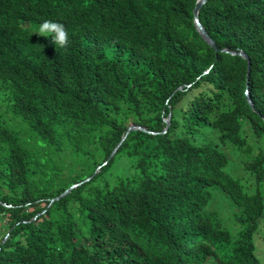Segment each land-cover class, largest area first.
Here are the masks:
<instances>
[{
  "label": "trees",
  "instance_id": "1",
  "mask_svg": "<svg viewBox=\"0 0 264 264\" xmlns=\"http://www.w3.org/2000/svg\"><path fill=\"white\" fill-rule=\"evenodd\" d=\"M196 1L0 0V264H259L264 0Z\"/></svg>",
  "mask_w": 264,
  "mask_h": 264
},
{
  "label": "rangeland",
  "instance_id": "2",
  "mask_svg": "<svg viewBox=\"0 0 264 264\" xmlns=\"http://www.w3.org/2000/svg\"><path fill=\"white\" fill-rule=\"evenodd\" d=\"M32 24L31 29H37L38 25L30 22L28 25ZM7 91H0V108H5L7 104ZM238 158H235L234 164H236ZM134 169L133 162L131 159L124 155L119 154L113 160L109 172L110 177L113 179L117 175H125L130 173ZM233 172L236 175H245L243 167L239 164L233 166ZM261 193L264 195V184L261 188ZM212 206L219 210L221 218L231 233L238 229V223L234 218V214L238 211L236 206L224 195L218 193L215 195ZM4 217L0 216V232L3 230ZM1 236V233H0ZM252 240L254 242V253L259 261V264H264V216L260 219L259 226L257 230L252 234Z\"/></svg>",
  "mask_w": 264,
  "mask_h": 264
},
{
  "label": "clouds",
  "instance_id": "3",
  "mask_svg": "<svg viewBox=\"0 0 264 264\" xmlns=\"http://www.w3.org/2000/svg\"><path fill=\"white\" fill-rule=\"evenodd\" d=\"M45 38H51L50 42L55 48H67L69 46V34L65 25L59 21L43 20L33 32Z\"/></svg>",
  "mask_w": 264,
  "mask_h": 264
},
{
  "label": "water",
  "instance_id": "4",
  "mask_svg": "<svg viewBox=\"0 0 264 264\" xmlns=\"http://www.w3.org/2000/svg\"><path fill=\"white\" fill-rule=\"evenodd\" d=\"M205 0H197L196 1V4L193 8V21H194V25L196 27V30L199 32L200 36L212 47L214 48L215 50H217V46L215 44V42L210 38V36L208 35L207 31L205 30L204 26L201 24L200 20H199V17H198V13H199V9L201 7V5L204 3ZM239 55H242L244 56L245 58H247V56L244 55V53L240 52ZM250 105L251 107H253L252 103L250 102ZM166 121V126L169 125V116L167 119H165ZM140 129V130H143V131H146V129L144 127H141V126H138V125H129L128 128H127V131H126V134L132 130V129ZM165 131V130H164ZM163 131V132H164ZM126 134L121 138L120 142L114 147V149L112 150V152L110 153V155L108 156V159H110L114 153L116 152L117 148L120 146L121 142L124 140ZM96 172V171H95ZM94 172V173H95ZM90 178V177H89ZM89 178H86V180H88ZM81 183V182H80ZM78 183V184H80ZM71 187H74V186H71ZM68 188L67 190H65L63 193H61L58 197L52 199V200H55L61 196H63L66 192H68L70 189Z\"/></svg>",
  "mask_w": 264,
  "mask_h": 264
}]
</instances>
